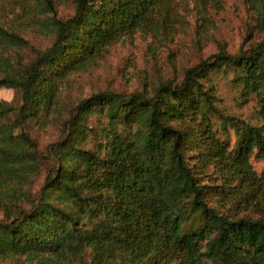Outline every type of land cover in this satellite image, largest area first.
<instances>
[{
    "label": "trees",
    "instance_id": "trees-1",
    "mask_svg": "<svg viewBox=\"0 0 264 264\" xmlns=\"http://www.w3.org/2000/svg\"><path fill=\"white\" fill-rule=\"evenodd\" d=\"M55 1L0 0V88L18 97L0 101L3 199L40 173L30 129L52 121L67 77L122 38L172 31L186 0H71L62 20ZM191 1L202 15L221 6ZM244 2L263 24L264 0ZM10 6L19 27L45 26L52 36L29 61L19 54L27 41L1 19ZM217 74L230 76L243 101L255 97L264 120V39L234 55L220 50L150 94L78 102L46 151L53 165L39 195L0 224V264L70 262L88 251L92 264H264V173L250 165L264 160V127L220 112Z\"/></svg>",
    "mask_w": 264,
    "mask_h": 264
},
{
    "label": "rangeland",
    "instance_id": "rangeland-1",
    "mask_svg": "<svg viewBox=\"0 0 264 264\" xmlns=\"http://www.w3.org/2000/svg\"><path fill=\"white\" fill-rule=\"evenodd\" d=\"M28 2V1H27ZM9 7V1L6 3ZM8 8L1 19L19 30V35L27 41V47L19 54L29 61L46 50L52 42V36L44 26L27 28L18 26L15 14ZM55 16L62 20L73 13L71 0L54 2ZM176 23L172 31L168 28L157 32H136L122 38L107 49L97 63L79 73L67 77L63 83L58 99V106L52 121L42 128L32 127L30 135L38 152L43 156L40 173L30 178L23 186V191H16L15 197L4 198L0 188V224L7 222L14 209H28L30 201L36 199L46 173L53 165L49 158V146L59 140L61 122L68 117L74 106L83 99L97 93L108 92L128 96L134 93L150 94L155 86L162 82L178 84L184 73L199 62L224 50L230 55L248 49L264 39V22L259 23L258 14L244 0H221L218 10L202 15L193 1L186 0L177 12ZM217 98L216 105L223 115L239 119L245 123L264 127V120L257 106L255 97L246 101L239 95L226 74H217L212 78ZM0 101L17 104L18 97L11 89L0 88ZM228 139L233 143L234 137L229 129ZM250 165L256 174L264 173V160L251 158ZM10 193V192H9ZM8 189L4 194H8ZM26 263L25 257H13L11 262ZM33 264H92L89 251L78 259L62 262L53 258L38 257Z\"/></svg>",
    "mask_w": 264,
    "mask_h": 264
}]
</instances>
